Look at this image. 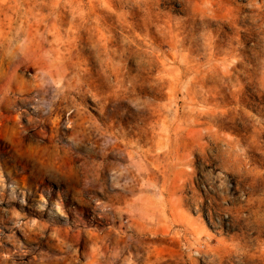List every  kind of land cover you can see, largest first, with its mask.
I'll return each instance as SVG.
<instances>
[{
    "label": "rangeland",
    "instance_id": "obj_1",
    "mask_svg": "<svg viewBox=\"0 0 264 264\" xmlns=\"http://www.w3.org/2000/svg\"><path fill=\"white\" fill-rule=\"evenodd\" d=\"M0 264H264V0H0Z\"/></svg>",
    "mask_w": 264,
    "mask_h": 264
},
{
    "label": "bare ground",
    "instance_id": "obj_2",
    "mask_svg": "<svg viewBox=\"0 0 264 264\" xmlns=\"http://www.w3.org/2000/svg\"><path fill=\"white\" fill-rule=\"evenodd\" d=\"M32 241V240H31ZM21 257H23V256H21Z\"/></svg>",
    "mask_w": 264,
    "mask_h": 264
}]
</instances>
